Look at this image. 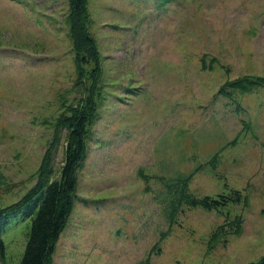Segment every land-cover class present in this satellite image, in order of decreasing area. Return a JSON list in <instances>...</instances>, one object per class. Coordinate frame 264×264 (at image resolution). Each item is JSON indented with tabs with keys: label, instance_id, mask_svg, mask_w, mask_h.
Instances as JSON below:
<instances>
[{
	"label": "rangeland",
	"instance_id": "obj_1",
	"mask_svg": "<svg viewBox=\"0 0 264 264\" xmlns=\"http://www.w3.org/2000/svg\"><path fill=\"white\" fill-rule=\"evenodd\" d=\"M263 80L264 0H87L79 17L72 0H0V208L36 185L45 154L60 178L63 117L94 95L50 264H258ZM181 184L243 201L173 211ZM28 232L8 229L0 264H20Z\"/></svg>",
	"mask_w": 264,
	"mask_h": 264
},
{
	"label": "trees",
	"instance_id": "obj_2",
	"mask_svg": "<svg viewBox=\"0 0 264 264\" xmlns=\"http://www.w3.org/2000/svg\"><path fill=\"white\" fill-rule=\"evenodd\" d=\"M86 5L87 0H72V11L79 17L86 12ZM95 60L97 74L100 71V65L97 57ZM248 82L242 80L235 83L233 87L244 90ZM261 82L264 83V80L256 81L253 85L259 86ZM94 108L95 98L94 95H90L81 100L77 108H68L70 114L63 117V125L69 132V142L60 178L54 179L52 158L45 154L38 170L36 185L19 202L0 208L1 259H4L7 254L4 234L14 224H26L29 232L20 264H50L56 244L67 226L77 201L76 173L80 162L85 157L84 137ZM174 192L179 195V198L171 205L173 211L180 205L203 208L208 211L221 210L230 203L240 204L243 201V195L238 191H234L229 196H220L218 199L192 197L188 193L187 184L177 186ZM258 264H264V259Z\"/></svg>",
	"mask_w": 264,
	"mask_h": 264
}]
</instances>
